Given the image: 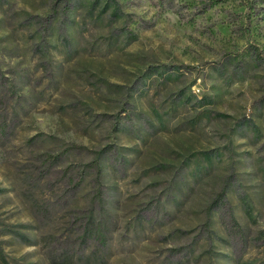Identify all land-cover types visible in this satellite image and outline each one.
I'll use <instances>...</instances> for the list:
<instances>
[{
	"label": "rangeland",
	"instance_id": "374dc122",
	"mask_svg": "<svg viewBox=\"0 0 264 264\" xmlns=\"http://www.w3.org/2000/svg\"><path fill=\"white\" fill-rule=\"evenodd\" d=\"M0 77V264H264V0H0Z\"/></svg>",
	"mask_w": 264,
	"mask_h": 264
},
{
	"label": "trees",
	"instance_id": "16d2710c",
	"mask_svg": "<svg viewBox=\"0 0 264 264\" xmlns=\"http://www.w3.org/2000/svg\"><path fill=\"white\" fill-rule=\"evenodd\" d=\"M0 103H3V107L5 108V110L7 108H9V105L11 103V86L7 87L6 84L4 83L5 79L3 77H0ZM9 123V122H8ZM6 121V119H3V121L0 123V148L1 149H5L6 146H2V139L6 136H8L9 134H11V124L9 125ZM71 151V148L69 147H64L61 148L60 150H58L57 152H52V151H46L40 154H37L35 152H31L30 157L32 160V164L37 166V164H40L41 167H45L46 171L44 172L43 176L41 178L35 177V171L31 170L29 173H27L25 175L26 181L28 183H31V187H34V185H32V183H36L37 187H42V185H48L47 182H44V179H46L50 173V171L53 169L55 171H60L58 169V167L63 163V161L69 156ZM101 156V153H97L95 154V158L91 163L88 164H83L82 166V170L81 173L78 174V182H83L84 178L83 175L85 173V171H94V174L96 177L99 176V168L97 165L96 160ZM70 165H66L63 169H62V173L64 174L63 176H65L66 182L65 185L68 184H74L73 182V178L72 176L69 174V176H66V172L65 170H69ZM88 168V169H86ZM70 172V171H69ZM68 173V172H67ZM42 183V184H41ZM71 186V185H69ZM50 190V189H48ZM37 200V199H36ZM35 200V205L37 211L41 209V205L42 203H40V201H36ZM97 202H101L100 197H97ZM70 211H73V209H71ZM35 213H33L32 215L34 216ZM84 221L82 223L81 226V236L80 239L81 241L84 243L86 241V239H92L95 233V221L93 220V218L90 215V212H87V216H85ZM11 233V231H10ZM17 233V232H14ZM19 234V233H18ZM20 237H24L21 234H19ZM56 263V262H55ZM61 263L65 264V263H69L67 260L65 259H61Z\"/></svg>",
	"mask_w": 264,
	"mask_h": 264
}]
</instances>
